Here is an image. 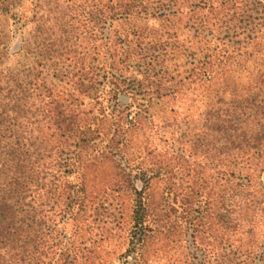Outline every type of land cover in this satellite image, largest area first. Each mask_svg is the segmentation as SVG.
I'll use <instances>...</instances> for the list:
<instances>
[{
    "label": "rangeland",
    "instance_id": "rangeland-1",
    "mask_svg": "<svg viewBox=\"0 0 264 264\" xmlns=\"http://www.w3.org/2000/svg\"><path fill=\"white\" fill-rule=\"evenodd\" d=\"M195 1V11L185 6L158 28L168 44L170 93L148 102V123L132 135L131 158L161 176L150 188L161 231L141 254L122 257L131 197L112 169L100 168L87 183L96 210L77 238L95 257L87 264H264V0ZM80 2L0 0V140L1 122L12 117L2 114L7 91L41 59L31 23L18 16L60 17ZM86 42L98 44L95 35ZM57 184L65 192L68 183ZM50 198L37 203V229L49 226L52 243L71 236V223H59L62 235L59 217L45 223Z\"/></svg>",
    "mask_w": 264,
    "mask_h": 264
},
{
    "label": "trees",
    "instance_id": "trees-1",
    "mask_svg": "<svg viewBox=\"0 0 264 264\" xmlns=\"http://www.w3.org/2000/svg\"><path fill=\"white\" fill-rule=\"evenodd\" d=\"M189 1L81 0L79 9L60 17L18 16L31 23L41 59L5 97L2 114L12 117L1 122L0 264L90 263L94 256L77 238L96 210L87 183L100 168L112 169L131 197L122 257L141 254L161 231L150 192L161 176H149L148 164L131 158L132 135L148 123V102L170 93L168 44L158 28L174 23L185 6L195 11L199 4ZM93 35L97 45L86 42ZM61 179L68 183L65 192L57 184ZM51 195L55 202L43 214L45 223L53 221L47 215L59 217L54 227L61 235L60 224L71 223V236L52 243L49 226L37 229V203L50 205Z\"/></svg>",
    "mask_w": 264,
    "mask_h": 264
}]
</instances>
